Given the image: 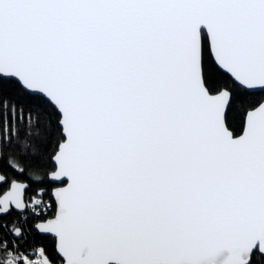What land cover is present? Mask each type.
Masks as SVG:
<instances>
[{
    "label": "snow or ice",
    "instance_id": "1",
    "mask_svg": "<svg viewBox=\"0 0 264 264\" xmlns=\"http://www.w3.org/2000/svg\"><path fill=\"white\" fill-rule=\"evenodd\" d=\"M0 264H264V0H0Z\"/></svg>",
    "mask_w": 264,
    "mask_h": 264
},
{
    "label": "trees",
    "instance_id": "2",
    "mask_svg": "<svg viewBox=\"0 0 264 264\" xmlns=\"http://www.w3.org/2000/svg\"><path fill=\"white\" fill-rule=\"evenodd\" d=\"M38 239H40V240H43L45 243H47L48 242V237H46V236H41V237H39ZM51 245H49V247H50Z\"/></svg>",
    "mask_w": 264,
    "mask_h": 264
}]
</instances>
